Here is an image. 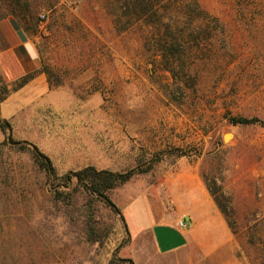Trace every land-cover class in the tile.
<instances>
[{"label": "rangeland", "instance_id": "1", "mask_svg": "<svg viewBox=\"0 0 264 264\" xmlns=\"http://www.w3.org/2000/svg\"><path fill=\"white\" fill-rule=\"evenodd\" d=\"M198 3L221 29L212 56H182L195 58L197 77L174 79L140 31L114 30L105 0H0V19L30 36L36 75L50 87L10 100L20 87L0 75V121L9 124L0 129V264L131 260L125 209L144 197L170 205L179 174L196 175L223 218L196 227L206 249L194 264H264V126L228 121L264 118V0ZM8 136L37 147L58 176L87 166L137 173L107 192L118 212L80 190L56 200Z\"/></svg>", "mask_w": 264, "mask_h": 264}, {"label": "trees", "instance_id": "2", "mask_svg": "<svg viewBox=\"0 0 264 264\" xmlns=\"http://www.w3.org/2000/svg\"><path fill=\"white\" fill-rule=\"evenodd\" d=\"M105 1L114 30L117 33L135 29L140 31L145 49L155 56H161L162 69L170 72L174 79L178 73L197 77L198 64L195 58L188 62L182 56H212L213 42L221 28L217 19L208 16L200 7L198 0ZM36 73L37 71H33L21 77L16 87L25 85ZM59 84L50 83V86L55 87ZM228 121L232 125L264 126V118L258 117L228 116ZM8 128V123L0 121L1 130L6 131ZM4 144L17 146L18 150L29 153L38 170L45 175L48 181H51L52 196L56 200L69 199L72 193L80 190L91 196L96 195L98 199L118 212L108 198L107 192L127 182L137 173L134 169L126 172H112L87 166L58 176L51 160L34 145L13 141L10 136L6 137ZM219 209L227 220L225 209L221 206ZM227 223L232 227L229 220ZM118 261L116 264L123 262L133 264L132 260Z\"/></svg>", "mask_w": 264, "mask_h": 264}, {"label": "crops", "instance_id": "3", "mask_svg": "<svg viewBox=\"0 0 264 264\" xmlns=\"http://www.w3.org/2000/svg\"><path fill=\"white\" fill-rule=\"evenodd\" d=\"M38 66L30 36L14 18L0 19V75L3 80L12 85ZM47 91L50 92V87L45 75L38 74L12 92L9 99L33 100ZM23 94H31L32 98H22ZM169 194L170 205L163 196L144 197L125 209L133 264H194L198 254L206 249L203 235L196 227L202 221L210 224L220 219L223 222L216 204L196 175H177L170 182ZM179 220L189 227L179 228L176 225Z\"/></svg>", "mask_w": 264, "mask_h": 264}, {"label": "built area", "instance_id": "4", "mask_svg": "<svg viewBox=\"0 0 264 264\" xmlns=\"http://www.w3.org/2000/svg\"><path fill=\"white\" fill-rule=\"evenodd\" d=\"M176 225L179 228H183V229H187L189 227V224H187L186 222H184L183 220H179Z\"/></svg>", "mask_w": 264, "mask_h": 264}, {"label": "bare ground", "instance_id": "5", "mask_svg": "<svg viewBox=\"0 0 264 264\" xmlns=\"http://www.w3.org/2000/svg\"><path fill=\"white\" fill-rule=\"evenodd\" d=\"M228 139V135L225 137V140H227Z\"/></svg>", "mask_w": 264, "mask_h": 264}]
</instances>
